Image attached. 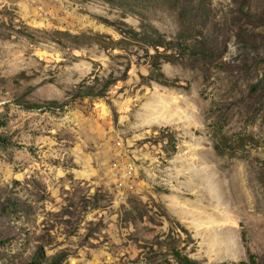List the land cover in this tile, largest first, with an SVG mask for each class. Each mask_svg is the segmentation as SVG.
Returning <instances> with one entry per match:
<instances>
[{"label": "rangeland", "instance_id": "1", "mask_svg": "<svg viewBox=\"0 0 264 264\" xmlns=\"http://www.w3.org/2000/svg\"><path fill=\"white\" fill-rule=\"evenodd\" d=\"M149 26L210 51L154 56L125 32ZM238 30L264 32V0H0V264H153L139 244L168 228L264 264V46Z\"/></svg>", "mask_w": 264, "mask_h": 264}, {"label": "trees", "instance_id": "2", "mask_svg": "<svg viewBox=\"0 0 264 264\" xmlns=\"http://www.w3.org/2000/svg\"><path fill=\"white\" fill-rule=\"evenodd\" d=\"M122 31L124 29H121ZM125 31V30H124ZM131 37L141 38L146 42V44L153 47L155 50V54H158L157 47L161 46L162 48H171L175 47L178 50H184L188 54H199L200 57L205 58L209 51L210 47L207 46L205 40L201 38H194L190 43L184 44L180 43L173 39H165L163 35L154 27L149 26L148 29H143L141 33L133 30L131 28H127L125 31ZM235 35L239 41H241L244 45H263L264 46V32H254L250 34H246L243 31H236ZM167 56L168 54H160ZM150 65L153 68H158V60H152ZM160 73V72H159ZM111 80H105L103 87L94 92L92 89H83L77 88L71 95V97H80L84 95H101L105 87ZM161 83H166L165 80H160ZM230 144L225 142H214L213 148L217 153H222V151H226L230 156L235 155L233 149L230 148ZM129 213V211H128ZM178 224V222H176ZM181 229L184 228L181 226ZM173 230L168 228L167 233H156L152 237V239L148 241H143L139 244L140 254L142 259L149 263L153 264H225L224 261L217 262H204L200 261L194 257L189 256L188 254L182 252L180 248H178L173 242ZM176 234V233H175ZM162 237V238H160ZM167 238V239H166ZM41 247L37 246L33 250V253L27 257L23 261V264H61L59 254L54 253L52 255L46 256L41 253ZM248 260L251 263H254V257L251 253H248ZM261 263H264V253L259 258ZM236 264H246L245 260H239Z\"/></svg>", "mask_w": 264, "mask_h": 264}]
</instances>
